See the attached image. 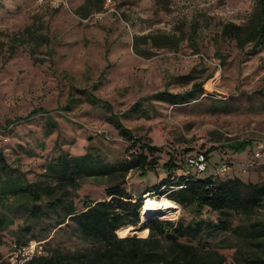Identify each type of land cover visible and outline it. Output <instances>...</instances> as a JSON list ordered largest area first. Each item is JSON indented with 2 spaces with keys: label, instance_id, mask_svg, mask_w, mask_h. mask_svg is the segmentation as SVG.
<instances>
[{
  "label": "rangeland",
  "instance_id": "374dc122",
  "mask_svg": "<svg viewBox=\"0 0 264 264\" xmlns=\"http://www.w3.org/2000/svg\"><path fill=\"white\" fill-rule=\"evenodd\" d=\"M259 18V0H0V151L11 166L0 167V264H12L17 253L20 261V249L32 241L43 246L40 255L97 246L73 222L55 226L50 196L43 200L49 217L40 220L29 216L24 193L2 192L9 177L41 188L59 185V196L82 210L86 199H104L106 188L123 178L120 171L78 175L76 186L63 174V150L71 157L90 153L109 165L139 150L110 108L89 92L113 103L138 140L162 147L150 171L126 176L124 187L135 199L166 197L165 191L147 193L169 175H182L183 168L165 163L174 156L186 165L197 152L209 154L203 175L217 172L221 159H232L237 163L218 179L263 185L264 44L255 48L256 40L227 32L230 24L252 26ZM197 83L207 90L198 86L197 95L181 103L159 95L190 91ZM242 140L250 145L235 151L231 145ZM256 150L263 155L252 164ZM178 205L151 219H198L195 203ZM221 217L205 208L200 218L212 226L192 242L223 264L264 259V246L246 239L250 224L264 219V206L229 210L228 230L214 228ZM143 224L126 225L128 235L149 236Z\"/></svg>",
  "mask_w": 264,
  "mask_h": 264
},
{
  "label": "trees",
  "instance_id": "16d2710c",
  "mask_svg": "<svg viewBox=\"0 0 264 264\" xmlns=\"http://www.w3.org/2000/svg\"><path fill=\"white\" fill-rule=\"evenodd\" d=\"M259 8L260 18L254 25L230 24L227 27V32L234 37L242 38L247 35L248 40H256L255 48L264 44V0H259ZM198 86L204 91L207 90L203 83H197L190 91L173 93L164 90L159 95L174 100L175 103H181L189 97L196 96ZM89 95L95 102H102L110 108L116 119L117 127L122 134L129 136L134 143L139 145V150L119 165L103 163L90 153L71 157L63 150L60 157L63 174L72 185H79L78 175H112L118 171L123 175L117 183L106 188L104 199H86L82 210L77 209L72 199L63 200L59 196L57 192L59 185L41 188L33 182L25 181L24 183L21 178L6 179L2 192L6 195L16 192L24 193L29 200L27 211L31 218L41 220L49 217V213L43 207V200L46 195L50 196V206L58 217L56 227H63L73 222L83 236L98 242L97 246L86 250L58 249L51 255H36L29 260L28 264H223L224 259L213 258L210 256V251L192 242L194 239H201L205 236L208 228L212 226L200 218L203 210L210 208L220 212L222 214L220 223L212 224L214 228L222 227L228 230L232 227V222L224 218V215H227L229 210L250 212L264 206V184L246 183L239 177L220 180L218 179L220 173L217 172L203 175L204 173L191 169L190 173H186L188 158L199 152L191 153L186 160V165L171 156L165 166L168 169L183 168L182 175L178 178L176 175H169L159 185H156L158 189L149 190L147 193L165 191L166 197L178 204L186 206L195 203L198 219L188 223L183 220L149 219L143 224V228L150 229L149 236L140 237L138 234L119 236L118 230L121 227L129 224L138 225L141 222V209L144 204V200L135 199V196L124 187L126 176L135 169H140L143 174L150 171L158 163L159 157L156 153L162 150V147L138 140L115 113L113 103L98 97L93 92H89ZM142 100L143 98L137 101L134 107H140ZM249 145V140H242L231 146L235 148V151L242 152ZM204 153L209 159V154ZM224 160L221 159V163ZM0 167L2 170L5 167H11L1 151ZM246 232L247 241L259 247L264 246V219L252 222ZM252 263L264 264V259L259 258Z\"/></svg>",
  "mask_w": 264,
  "mask_h": 264
},
{
  "label": "built area",
  "instance_id": "2783aa9c",
  "mask_svg": "<svg viewBox=\"0 0 264 264\" xmlns=\"http://www.w3.org/2000/svg\"><path fill=\"white\" fill-rule=\"evenodd\" d=\"M57 1L58 3L63 2L66 3V0H53ZM263 152L261 150H256L254 152V157L252 158V164L261 162ZM237 163L235 160H229L225 159L221 165L218 167L217 173H220L221 175L226 174L228 171H230L234 164ZM188 169L186 173H190L191 169H194L198 173H204L209 168V159L207 155L204 152H199L196 155L190 156L188 158ZM148 194H151L149 192ZM20 252L22 253V257L20 258V261H18L19 254L17 253L14 257H12V264H24L26 261H29L36 255H40L43 252V246H40V243L37 241H32L29 245L26 247H22L20 249Z\"/></svg>",
  "mask_w": 264,
  "mask_h": 264
},
{
  "label": "bare ground",
  "instance_id": "6f19581e",
  "mask_svg": "<svg viewBox=\"0 0 264 264\" xmlns=\"http://www.w3.org/2000/svg\"><path fill=\"white\" fill-rule=\"evenodd\" d=\"M178 207V203L170 198L158 199L157 197L147 196L141 209L142 221L146 222L152 217H157V215L170 214ZM130 229L131 226H124L118 231L121 235H127Z\"/></svg>",
  "mask_w": 264,
  "mask_h": 264
},
{
  "label": "water",
  "instance_id": "95a60500",
  "mask_svg": "<svg viewBox=\"0 0 264 264\" xmlns=\"http://www.w3.org/2000/svg\"><path fill=\"white\" fill-rule=\"evenodd\" d=\"M140 230H141V228H140ZM140 230H138V229H134L133 232H134V233H138V232H140Z\"/></svg>",
  "mask_w": 264,
  "mask_h": 264
}]
</instances>
